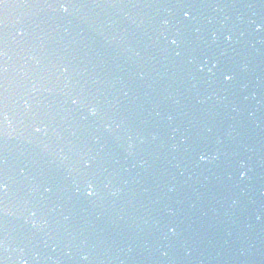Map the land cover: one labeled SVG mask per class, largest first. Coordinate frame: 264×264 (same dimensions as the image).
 <instances>
[{
	"label": "snow or ice",
	"instance_id": "6c2138e0",
	"mask_svg": "<svg viewBox=\"0 0 264 264\" xmlns=\"http://www.w3.org/2000/svg\"><path fill=\"white\" fill-rule=\"evenodd\" d=\"M55 3L59 6L60 9H63L66 12L68 10L70 0H55ZM0 4H2L4 8L9 7V5L5 2V0H0ZM177 6L180 7L181 4L178 2L177 3ZM183 7L185 8V10L183 11V17L187 20L191 16V12L188 11L187 8L191 7V5L185 4V5H183ZM163 23L164 24H167L168 21L165 20V21H163ZM261 27H262V25H257L256 26V30L259 31ZM225 39L230 40L231 39V36L230 35L229 36H226ZM171 43L172 44H176L177 41L175 39H173V40H171ZM177 55H179V53H177ZM222 78H223V80L225 82H230L233 79V76H232L231 72H227L226 71V72H224L222 74ZM71 102L73 104H76L77 103V100L73 99ZM92 115L95 116L96 115V112H93ZM36 131L38 132V131H40V129L37 128ZM198 159L201 162H205V161H207L209 159V157L207 156V154L201 153L199 155ZM85 166L86 167L88 166V162L87 161H85ZM241 168H243V163H241ZM245 175H246V173L244 171H241L240 172L241 178H243ZM86 183H87V187H86V189L84 191V195L87 196V197H89V198H91V197H93V196L96 195L95 187H94V185L91 182H86ZM6 190H7V183H6V181L3 178H0V192H6ZM44 191L47 192V191H50V189L47 188V187H45L44 188ZM169 229L172 232L175 231L174 228H169ZM0 264H2V261H0Z\"/></svg>",
	"mask_w": 264,
	"mask_h": 264
},
{
	"label": "clouds",
	"instance_id": "9594fccd",
	"mask_svg": "<svg viewBox=\"0 0 264 264\" xmlns=\"http://www.w3.org/2000/svg\"><path fill=\"white\" fill-rule=\"evenodd\" d=\"M61 11H64L63 9H61ZM89 114L90 115H92V113L93 112H96L97 110H96V108L95 107H91V108H89ZM5 120H7V116L5 115ZM7 191V190H6ZM169 191H171V189H169ZM113 194H115V193H113ZM169 231L170 232H172L170 229H169ZM5 251H7V246H5V249H4ZM86 258V257H85ZM2 264H4V261H2ZM20 264H25V262L24 261H21L20 262Z\"/></svg>",
	"mask_w": 264,
	"mask_h": 264
}]
</instances>
